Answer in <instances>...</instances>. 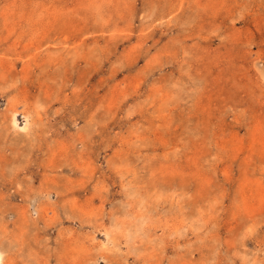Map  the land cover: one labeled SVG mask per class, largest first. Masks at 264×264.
<instances>
[{
  "label": "rangeland",
  "instance_id": "1",
  "mask_svg": "<svg viewBox=\"0 0 264 264\" xmlns=\"http://www.w3.org/2000/svg\"><path fill=\"white\" fill-rule=\"evenodd\" d=\"M0 264H264V0H0Z\"/></svg>",
  "mask_w": 264,
  "mask_h": 264
},
{
  "label": "bare ground",
  "instance_id": "2",
  "mask_svg": "<svg viewBox=\"0 0 264 264\" xmlns=\"http://www.w3.org/2000/svg\"><path fill=\"white\" fill-rule=\"evenodd\" d=\"M1 78V77H0ZM0 261H2V260H0Z\"/></svg>",
  "mask_w": 264,
  "mask_h": 264
}]
</instances>
